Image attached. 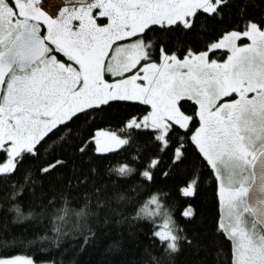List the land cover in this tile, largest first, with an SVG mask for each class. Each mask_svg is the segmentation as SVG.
Returning a JSON list of instances; mask_svg holds the SVG:
<instances>
[{
    "label": "snow or ice",
    "instance_id": "6c2138e0",
    "mask_svg": "<svg viewBox=\"0 0 264 264\" xmlns=\"http://www.w3.org/2000/svg\"><path fill=\"white\" fill-rule=\"evenodd\" d=\"M228 3L61 0L49 12L44 0H0V153L6 157L0 175L13 174L24 155H36L61 126L70 134L73 119L113 104L150 106L147 115L132 117L126 127L154 131L161 151L173 131H191L198 119L190 139L219 184L224 219L217 228L233 245L230 264H264V20H247L242 31L225 33L207 51L188 48L182 59L168 51L166 40L143 39L154 26L165 33L194 32L201 14L218 17ZM242 39L251 43L239 46ZM157 44L159 62L152 59ZM220 49L231 53L222 63L209 57ZM188 102L196 106L192 114ZM127 142L98 130L78 151L95 143L97 153L110 152ZM182 149V143L174 149L173 163L182 162ZM63 163L57 160L40 171L47 174ZM128 171L118 169L121 175ZM143 175L151 179L148 171ZM197 186L198 176L180 193L193 197ZM182 215L194 217L191 205ZM163 229L153 237L165 253L193 243L169 220ZM0 264L33 261L16 256L0 258Z\"/></svg>",
    "mask_w": 264,
    "mask_h": 264
},
{
    "label": "trees",
    "instance_id": "16d2710c",
    "mask_svg": "<svg viewBox=\"0 0 264 264\" xmlns=\"http://www.w3.org/2000/svg\"><path fill=\"white\" fill-rule=\"evenodd\" d=\"M249 19L264 20V0H229L220 16L201 14L194 32L165 33L154 26L143 39L162 38L168 51L183 56L188 48L197 52L229 31H242ZM158 49L159 44L152 59L158 58ZM226 53L209 52L221 58ZM186 107L192 114L196 106L188 102ZM146 109L138 102H121L81 115L67 125L70 134L61 126L41 142L36 155H24L13 174L0 175V257L26 254L54 264H230L233 245L217 228L219 184L190 139L199 120L191 131H173L170 145L161 151L154 131L126 127ZM98 130L128 142L104 153L89 143L80 153L82 141ZM180 143L182 162L173 163ZM5 158L0 153V163ZM57 160L64 163L47 174L40 171ZM121 166L129 169L124 175L118 172ZM197 176L195 195L182 196L180 190ZM189 205L195 213L191 219L182 215ZM166 220L193 243L182 242L175 254L165 253L153 232L163 231Z\"/></svg>",
    "mask_w": 264,
    "mask_h": 264
},
{
    "label": "rangeland",
    "instance_id": "374dc122",
    "mask_svg": "<svg viewBox=\"0 0 264 264\" xmlns=\"http://www.w3.org/2000/svg\"><path fill=\"white\" fill-rule=\"evenodd\" d=\"M47 1H50L51 3H53V5H58L57 4V1H55V0H44V2L46 3ZM50 4H49V2H47V4H45V7H46V10H48L50 7ZM49 12H51L50 10H48ZM101 22H106V21H101ZM222 37V36H221ZM221 37H219L218 39H216V40H214L213 42H211L209 45H208V47L207 48H205V49H203V50H200V51H197V52H195V53H199V52H203V51H207L208 49H209V47H210V45L212 44V43H214V42H217ZM129 43L131 42V41H128ZM146 42V41H145ZM251 43V41H249V40H246V41H243V42H241V41H238L237 42V44L239 45V46H244V45H247V44H250ZM226 51H227V53H226V55L223 57V58H221V57H216L215 55H210L209 54V57H210V59H213V60H217L218 62H220V63H222V62H224L226 59H227V57L231 54L227 49H225ZM169 52L171 53V52H174V51H171V50H169ZM194 52V51H193ZM178 56V55H177ZM184 56V55H183ZM183 56H178L179 58H183ZM153 60H155L156 62H159V52H158V58L157 59H153ZM106 79H108L109 81H111L112 79H113V77H111V76H106ZM233 99H236V98H238V97H236V95L235 94H233V97H232ZM151 111V108H150V106L148 107L147 106V109H146V114H143V116H145V115H147L148 114V112H150ZM142 116V117H143ZM197 127H199V124H198V126ZM196 127V128H197ZM195 128V129H196ZM195 129L192 131V133H191V135L193 134V132L195 131ZM220 200V199H219ZM223 219H224V209H223V205H222V203L220 202V221H223ZM16 256H20V257H24V258H29V259H31L32 261H33V264H54V263H52V262H48V261H36V260H34L31 256H29V255H26V254H14V255H9V256H3V257H0V258H13V257H16Z\"/></svg>",
    "mask_w": 264,
    "mask_h": 264
},
{
    "label": "flooded vegetation",
    "instance_id": "af4514ba",
    "mask_svg": "<svg viewBox=\"0 0 264 264\" xmlns=\"http://www.w3.org/2000/svg\"><path fill=\"white\" fill-rule=\"evenodd\" d=\"M60 3H61V0H58ZM51 8H49L48 10H50ZM42 32H46V29L45 28H43V26H42Z\"/></svg>",
    "mask_w": 264,
    "mask_h": 264
},
{
    "label": "bare ground",
    "instance_id": "6f19581e",
    "mask_svg": "<svg viewBox=\"0 0 264 264\" xmlns=\"http://www.w3.org/2000/svg\"><path fill=\"white\" fill-rule=\"evenodd\" d=\"M50 4V3H49Z\"/></svg>",
    "mask_w": 264,
    "mask_h": 264
}]
</instances>
